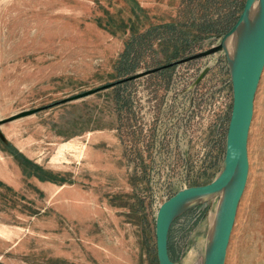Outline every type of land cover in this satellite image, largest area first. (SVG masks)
Wrapping results in <instances>:
<instances>
[{
    "label": "rangeland",
    "instance_id": "rangeland-1",
    "mask_svg": "<svg viewBox=\"0 0 264 264\" xmlns=\"http://www.w3.org/2000/svg\"><path fill=\"white\" fill-rule=\"evenodd\" d=\"M244 1L0 0V120L41 109L0 125V181L17 193L0 187V264H158L151 207L177 190L162 185V171L173 162L190 187L204 185L225 151L224 125L204 126L199 113L196 128L192 114L198 94L227 100L226 58L180 62L219 43L191 25L238 17ZM165 24L190 33L188 50L168 61L182 43L160 28V42L137 53L135 74L167 66L163 72L122 85L119 98L105 89L66 102L114 81L130 34ZM247 151L224 264H264V69ZM200 204L171 225L175 264L191 251L193 264H203L217 199Z\"/></svg>",
    "mask_w": 264,
    "mask_h": 264
},
{
    "label": "water",
    "instance_id": "water-1",
    "mask_svg": "<svg viewBox=\"0 0 264 264\" xmlns=\"http://www.w3.org/2000/svg\"><path fill=\"white\" fill-rule=\"evenodd\" d=\"M235 35L233 52L228 54L226 40ZM214 47L180 62L223 52L229 71L232 105L225 136V151L215 178L207 184L177 191L164 201L155 217V247L158 264H175L168 254V235L173 222L190 208L211 197L217 199L214 222L206 243L203 264H224L227 245L234 226L237 208L244 192L248 171V133L253 116L254 98L264 69V0H245L234 25L219 35ZM145 71L130 80L146 76ZM109 85L80 93L71 102L105 90ZM41 109L21 112L0 120V125L34 114Z\"/></svg>",
    "mask_w": 264,
    "mask_h": 264
},
{
    "label": "trees",
    "instance_id": "trees-1",
    "mask_svg": "<svg viewBox=\"0 0 264 264\" xmlns=\"http://www.w3.org/2000/svg\"><path fill=\"white\" fill-rule=\"evenodd\" d=\"M243 4L240 6V11L242 10ZM238 17L235 16V13L231 12L225 19L224 22H221L220 20H215L212 22H209L206 26H202L199 24H192L191 28H194V30L196 32H203L205 34H216L217 36H219V32H223V30L227 29L229 26L231 27L235 21L237 20ZM160 28H166L169 30L170 33H172V36L178 35L179 38H177L176 40H181V48L179 51V49H174L175 46L173 47L171 44L173 43L172 39L170 40V45H171V53H166V59L168 61H172L174 59H176L179 54H182L184 52H186L189 48V44L191 43V41H189V36L190 33H188L187 31L180 29L177 30V25L175 24H165L163 26H155L152 28H149L143 32L140 33H132L130 34L124 44V49L122 51V53L119 56V60L115 63L114 67H113V74H114V81H110L108 83H106L105 85H109V87L107 89L113 90L114 95L116 96V98L120 97V87L122 85H126L129 82H131L132 80H130V78L135 74L136 69L138 68V63H137V59H138V55L137 53L141 51L142 48H144L143 46H148V48H151L152 46V42L153 41H159L162 38V33L161 35L158 32V29ZM229 30V28L227 29V31ZM219 34V35H218ZM178 62V61H177ZM171 63V65L175 64ZM167 68V66H162L159 67L158 72L161 73L163 72L165 69ZM122 78V79H120ZM124 99V98H123ZM129 99L126 97L125 100L123 101V107L124 109H128L129 105ZM22 173H25L24 171H22ZM26 174V173H25ZM28 176H30V174H27ZM0 187L3 188L6 192L11 193V195H15L17 196V193L9 186L5 185L4 183H2L0 181ZM202 204H198L196 206L193 207V209H198L201 208ZM171 229V228H170ZM170 234V231H169ZM169 242H170V238L168 235V254L170 257V248H169Z\"/></svg>",
    "mask_w": 264,
    "mask_h": 264
},
{
    "label": "built area",
    "instance_id": "built-area-1",
    "mask_svg": "<svg viewBox=\"0 0 264 264\" xmlns=\"http://www.w3.org/2000/svg\"><path fill=\"white\" fill-rule=\"evenodd\" d=\"M227 82L231 86V81H230L229 75H228ZM227 94H229V96H228L226 101H223L221 97L219 99H217L216 94L214 92H208L204 96H201L200 94H198V97H197L198 110L194 109V107H192L195 110V113L192 114V117L197 123L196 128H199L200 123H203L200 121L199 113H201V116H203L205 114L204 126H206V124L208 126H210V124H211L212 128H218L220 130L221 126L224 125L223 126L224 127L223 140H225L226 131H227L228 122H229V117H230V111H231V105H232V90L230 89V91H228ZM200 110H201V112H200ZM181 117L183 118V122H185L186 116L181 115ZM181 129H182V127L180 128V130ZM186 142H187V140H182V143H186ZM214 142L216 143V141H214ZM185 152H186V150H185ZM223 157H224V155L222 156V158ZM173 164H174L173 162H169L170 167L167 168L168 166H166L164 169L165 171H162V173H163L162 185L167 187V188L169 187V189H171V187H176L177 190L172 194H171V191H169L165 195V197L162 198V200L158 199V200L154 201V204L152 205L151 209L154 211L155 214L157 213L160 205L164 201H166L168 198H170L172 195H174L177 191L190 187L189 178L186 179L184 177L178 176L176 174V171H172L173 170Z\"/></svg>",
    "mask_w": 264,
    "mask_h": 264
},
{
    "label": "bare ground",
    "instance_id": "bare-ground-1",
    "mask_svg": "<svg viewBox=\"0 0 264 264\" xmlns=\"http://www.w3.org/2000/svg\"><path fill=\"white\" fill-rule=\"evenodd\" d=\"M234 42H235V35L230 36L227 40H226V49L229 55L232 54L233 52V47H234ZM217 205V204H215ZM211 221V220H210ZM209 229V228H208ZM211 233V232H210ZM195 252H190L188 254V256L185 258L184 264H193L195 261Z\"/></svg>",
    "mask_w": 264,
    "mask_h": 264
},
{
    "label": "crops",
    "instance_id": "crops-1",
    "mask_svg": "<svg viewBox=\"0 0 264 264\" xmlns=\"http://www.w3.org/2000/svg\"><path fill=\"white\" fill-rule=\"evenodd\" d=\"M137 79H139V78H136V79H134L133 81L135 82Z\"/></svg>",
    "mask_w": 264,
    "mask_h": 264
}]
</instances>
